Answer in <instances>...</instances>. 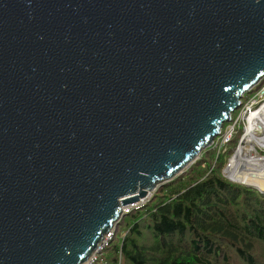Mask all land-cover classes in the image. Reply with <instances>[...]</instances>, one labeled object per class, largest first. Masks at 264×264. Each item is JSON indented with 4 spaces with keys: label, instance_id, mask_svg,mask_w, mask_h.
Segmentation results:
<instances>
[{
    "label": "water",
    "instance_id": "water-1",
    "mask_svg": "<svg viewBox=\"0 0 264 264\" xmlns=\"http://www.w3.org/2000/svg\"><path fill=\"white\" fill-rule=\"evenodd\" d=\"M263 79L264 0H0V264H84Z\"/></svg>",
    "mask_w": 264,
    "mask_h": 264
},
{
    "label": "trees",
    "instance_id": "trees-1",
    "mask_svg": "<svg viewBox=\"0 0 264 264\" xmlns=\"http://www.w3.org/2000/svg\"><path fill=\"white\" fill-rule=\"evenodd\" d=\"M209 149L121 218L96 264H264V193L229 180Z\"/></svg>",
    "mask_w": 264,
    "mask_h": 264
},
{
    "label": "bare ground",
    "instance_id": "bare-ground-1",
    "mask_svg": "<svg viewBox=\"0 0 264 264\" xmlns=\"http://www.w3.org/2000/svg\"><path fill=\"white\" fill-rule=\"evenodd\" d=\"M245 116L247 117V128L242 137L245 138L242 141L256 143L258 146L264 148V132L262 137H257L258 135L256 134L257 129L264 131V103L258 109L250 110ZM247 154H251V152L248 153L241 145L229 166H227L228 168H226L225 174L233 182L241 181L242 183L253 185L259 188V190L264 191V157L258 159L254 156L248 157Z\"/></svg>",
    "mask_w": 264,
    "mask_h": 264
},
{
    "label": "rangeland",
    "instance_id": "rangeland-1",
    "mask_svg": "<svg viewBox=\"0 0 264 264\" xmlns=\"http://www.w3.org/2000/svg\"><path fill=\"white\" fill-rule=\"evenodd\" d=\"M259 90V88L255 89L254 91H251L247 94H245V97L242 98V104L240 105V107L237 109V116L235 118H233L231 121L229 122H226L225 124V127L226 128L228 125H231L234 123L233 125V132L230 134H228V131H226V133L224 134H228L226 136H222L223 138L227 137V136H230L229 138L232 139L233 137V140L231 142L233 143H229L230 140L224 145L222 146L221 148H218L216 147V143L213 144V146L209 147V151L211 152L210 154H214V157L216 158L218 155H221V159L223 160V165H222V173H223V170H225V168H228L227 166H229L232 158L234 157L235 153L237 150H239V148L242 147L244 148V150H246L248 153L251 152V154H247L248 157H251V156H254L258 159L260 158H263L264 157V148L258 146L256 143H248V142H243L242 139L244 140L243 135L245 134L244 133V130H246L247 128V124L245 123V120L243 118V115H244V112H245V108L250 106V103H249V98H251L252 96H254L256 94V92ZM247 96V98H246ZM246 98V99H245ZM258 105V104H256ZM257 107V106H256ZM258 108V107H257ZM235 112L236 110L233 112V114H231V117L235 115ZM247 114V113H246ZM245 114V115H246ZM228 123V124H227ZM263 130L261 129H257L256 130V134L258 135L257 137H262L263 135ZM217 140H215L216 142ZM242 142V143H241ZM259 147V148H258ZM261 148V149H260ZM206 150V149H205ZM203 153H201L202 155ZM206 154V153H205ZM201 155L199 156V158L201 157ZM202 158V157H201ZM204 158H209V159H212L210 157H206L204 156ZM212 162V160H211ZM186 170V169H185ZM224 175V174H223ZM225 176V175H224ZM131 211V209L129 210ZM128 213V212H127ZM126 213V214H127ZM129 220L124 218L122 219L118 224H117V227H118V231H117V238L119 239L127 230V225L126 223L128 222Z\"/></svg>",
    "mask_w": 264,
    "mask_h": 264
},
{
    "label": "built area",
    "instance_id": "built-area-1",
    "mask_svg": "<svg viewBox=\"0 0 264 264\" xmlns=\"http://www.w3.org/2000/svg\"><path fill=\"white\" fill-rule=\"evenodd\" d=\"M249 103H250V106L245 108L246 110H245L244 115H243L245 123L247 122L246 121L247 117L245 116V114L249 113L250 110L258 109L257 107H259L261 104L264 103V83L261 84V86L259 87V90L256 92V94L254 96H252L251 98H249ZM256 104H258V105H256ZM231 120H232V117H231ZM233 125H234V123L231 125H228L226 128L222 127L219 135L214 139L211 146H213L214 143H216V147H218V148H221L222 146H224L231 138H229L230 136H227L225 138H223L222 136H226L228 134L231 135V133L233 132ZM226 131H228V134H224V133H226ZM244 133H245V130H244ZM215 140H217V141L215 142ZM150 196L151 195H149L145 199H141L139 202H135V203L130 204L127 208L124 209L125 212L126 213L129 212L130 209L131 210L132 209H138L150 198ZM114 230H115V228L111 229V231L107 233V235L103 238V241L99 245L97 250L88 258V260L84 264H96L101 259L104 249L109 245V243L111 242V240L113 238ZM103 264H106V263H103Z\"/></svg>",
    "mask_w": 264,
    "mask_h": 264
}]
</instances>
